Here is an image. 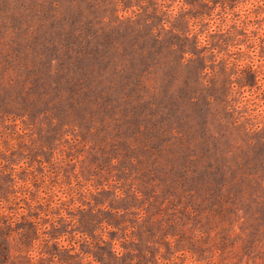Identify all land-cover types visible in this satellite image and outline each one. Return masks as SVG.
Returning a JSON list of instances; mask_svg holds the SVG:
<instances>
[{"label":"rangeland","instance_id":"1","mask_svg":"<svg viewBox=\"0 0 264 264\" xmlns=\"http://www.w3.org/2000/svg\"><path fill=\"white\" fill-rule=\"evenodd\" d=\"M0 264H264V0H0Z\"/></svg>","mask_w":264,"mask_h":264}]
</instances>
